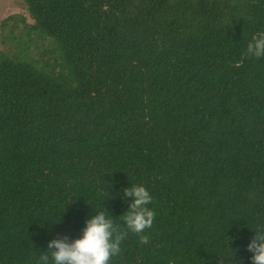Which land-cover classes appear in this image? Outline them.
<instances>
[{"label":"trees","instance_id":"1","mask_svg":"<svg viewBox=\"0 0 264 264\" xmlns=\"http://www.w3.org/2000/svg\"><path fill=\"white\" fill-rule=\"evenodd\" d=\"M22 1L26 40L0 49V264H39L97 210L123 233L109 264H251L264 56L246 46L264 0ZM137 184L155 213L139 233Z\"/></svg>","mask_w":264,"mask_h":264},{"label":"clouds","instance_id":"2","mask_svg":"<svg viewBox=\"0 0 264 264\" xmlns=\"http://www.w3.org/2000/svg\"><path fill=\"white\" fill-rule=\"evenodd\" d=\"M246 54L264 56V31L252 36L246 46ZM125 197H131L123 215V224L133 232H142L153 223L154 211L148 207L153 197L143 184L123 189ZM254 236L245 245L251 253V264H264V230L253 231ZM123 233L116 234L110 215L103 210L94 211L84 220L78 237L68 239L57 236L46 243L39 256V264H109L111 256L120 250Z\"/></svg>","mask_w":264,"mask_h":264},{"label":"rangeland","instance_id":"3","mask_svg":"<svg viewBox=\"0 0 264 264\" xmlns=\"http://www.w3.org/2000/svg\"><path fill=\"white\" fill-rule=\"evenodd\" d=\"M9 15H14V17L2 23ZM21 18L25 20L23 24ZM31 22L22 0H0V49H13L17 40L12 39L13 37L25 41L26 39L20 38L19 35L24 36L27 23Z\"/></svg>","mask_w":264,"mask_h":264}]
</instances>
